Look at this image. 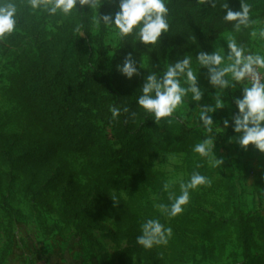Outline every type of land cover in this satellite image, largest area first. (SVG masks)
Here are the masks:
<instances>
[{"label": "trees", "instance_id": "obj_1", "mask_svg": "<svg viewBox=\"0 0 264 264\" xmlns=\"http://www.w3.org/2000/svg\"><path fill=\"white\" fill-rule=\"evenodd\" d=\"M15 2L17 28L3 38L5 44L0 47L12 66L6 93L27 122L19 131L0 130V167L5 168L2 173L9 185L18 181L17 190L30 195L33 208L55 214L63 222H75L80 228L93 225L87 208L81 204L93 194L100 212L112 216L124 229L125 254L133 255L139 264H203L206 259L217 262L225 253L228 227L243 263L264 264V214L238 207L232 208L228 218L202 214L191 226L175 227L167 249H144L136 237L147 218L138 213L131 198L118 193L133 189L143 195L156 181L148 158L164 152L191 156L193 146L207 135L172 117L157 124L136 103L143 76L162 72L183 56L209 52L223 32H230L247 48L252 28L233 32L231 22L221 19L222 0L215 8L202 0H166L168 32L156 45L145 46L134 36L119 40L110 80L104 52L93 60V49L89 47L94 10L78 5L77 10L83 13H43L39 22L28 24L22 15L23 0ZM226 2L233 11L239 10L240 0ZM245 2L252 4L253 18L264 17V0ZM116 10L114 3L103 2L98 14H114ZM46 23L54 28L50 37L44 32ZM78 24L84 25L82 37L75 35ZM107 29L101 26L95 38L100 39ZM128 52L136 58L140 72L131 79L116 67ZM143 59L145 67L141 65ZM112 107L121 110L116 118L111 115ZM125 107L127 112L123 111ZM71 154L81 158L82 168L91 179L77 181L80 170H75L66 158ZM31 169L42 175L41 184L38 179L36 186L27 182ZM228 188L233 195L234 184ZM42 226L46 235L57 228L55 223Z\"/></svg>", "mask_w": 264, "mask_h": 264}, {"label": "rangeland", "instance_id": "obj_2", "mask_svg": "<svg viewBox=\"0 0 264 264\" xmlns=\"http://www.w3.org/2000/svg\"><path fill=\"white\" fill-rule=\"evenodd\" d=\"M110 3V0H102V3ZM43 13L33 11L27 6V0H23L22 15L30 24L39 22ZM95 10L94 14L95 15ZM255 23L252 29L264 27V17L253 18ZM54 28L50 23L44 25V32L48 37ZM89 47L93 49V60L104 52L105 65L109 68V79L112 80L111 61L118 51V43L115 33L107 29L100 39L95 38L99 34L92 23L89 27ZM75 35L78 34L75 32ZM232 36L230 32H223L214 41L212 48L223 52L227 50V38ZM4 39H0V46L4 45ZM220 46V47H218ZM246 50L252 53L264 54V41L250 37ZM192 57V68L198 74V83L203 88L204 94L201 101L191 100V94L185 97L184 103L178 107L172 118L184 122L188 127L207 134L198 120L199 106H215L218 98L225 107L217 109L213 114L214 122L223 129L216 134L214 154L222 160V164L213 167L208 158L193 153L187 156L184 153L164 152L155 157L148 158L152 169L156 173L155 184L148 187L143 195L136 190H123L118 192L125 199L131 198L137 211L145 218L159 219L166 227L172 230L177 226H191L199 221L202 214L209 216L228 218L232 208L238 207L245 212L264 214V153L259 152L251 144L247 150L230 137L238 136L231 127H223V118L230 117L237 111L234 97L241 94V88L248 86L250 80L242 82L236 89H226L222 95L214 89L206 79V69L200 68L196 61V55ZM9 57L4 56L0 47V130L19 131L26 124L25 116L19 111L15 102L7 95V76L12 71ZM228 61H225V65ZM141 65L146 66L145 59ZM222 65V66H225ZM199 69V71H198ZM114 86V85H113ZM112 144L116 146L114 139ZM202 142L200 140L198 143ZM75 170H80L76 177L78 182L84 183L91 179L87 170L82 168L81 158L75 155L66 157ZM200 165L197 167V165ZM5 170L0 167V264H139L133 255H126V240L124 229L118 225L112 216L102 214L96 197L91 194L82 201V206L88 210V215L93 225L84 224L78 227L75 222H63L55 214H49L41 208H33L30 195L18 191L19 182L11 187ZM194 171H199L211 181V186H201L190 194V202L184 206V211L175 216L168 217L158 207L160 204H170V193L179 195V182L187 181ZM42 175L34 169L30 170L27 182L41 184ZM38 179V181H37ZM169 184V189L164 190V184ZM229 184H234V194L231 195ZM61 187H67L62 184ZM229 203L227 204V201ZM57 225V228L46 235L42 224ZM227 240L225 253L222 258L213 262L210 259L202 261L203 264H244L241 250L237 246L231 227L225 230ZM171 238L166 246L167 249ZM200 259V256H197ZM185 264H194L187 262Z\"/></svg>", "mask_w": 264, "mask_h": 264}, {"label": "clouds", "instance_id": "obj_3", "mask_svg": "<svg viewBox=\"0 0 264 264\" xmlns=\"http://www.w3.org/2000/svg\"><path fill=\"white\" fill-rule=\"evenodd\" d=\"M116 6L115 13L100 15L98 9L102 0H27V6L33 11L55 16L58 13L69 16L77 6L89 10H95L91 17V23L99 32L101 26L114 31L118 40H125L134 36L136 41L148 45H156L161 41L162 34L169 30V8L166 0H110ZM203 3L217 6L218 0H202ZM223 10L221 19L231 22L233 32H241L251 28L255 23L252 17L253 6L245 0H240L239 10L233 11L226 0L219 3ZM18 23V5L15 0H0V39L11 35L16 31ZM75 32L82 37L85 33L84 25L78 24ZM250 35L264 41V27L253 29ZM227 50L223 52L213 50L211 52L200 51L195 56L199 69H206L208 83L222 95L226 89L234 90L242 82L250 80L248 86L241 88V94L234 97L237 111L230 117L223 118V127H231L234 133L239 134L230 137L239 146L247 150L251 144L259 152L264 153V54L252 53L245 46L239 44L234 36L226 41ZM228 63L225 65V61ZM225 65V66H222ZM117 70L126 78L140 75L137 60L132 52L124 55L123 61L116 65ZM141 67V66H140ZM198 69V71H199ZM191 94V100L199 102L204 94L203 88L198 83V74L192 68V57L183 56L175 62L169 63L167 69L162 72L152 71L143 76L140 85V95L136 99L137 105L153 117L158 124L161 119L173 116L179 106L184 103L185 97ZM225 107L218 98L215 106H199L198 120L203 126L206 137L202 142L193 146V151L199 156L208 158L213 167L222 164L214 154L216 134L223 129L214 122L212 114ZM113 118L120 114V109H110ZM123 111L127 112L125 107ZM200 165L198 164L197 167ZM212 181L198 171H194L187 181L179 182L180 194L170 193V204H160L158 207L168 217H175L184 211V206L190 202L192 191L201 186H211ZM164 190L169 189V184H164ZM141 234L136 237V242L144 249H152L154 246H166L172 237L173 230L166 227L159 219L147 218L140 225Z\"/></svg>", "mask_w": 264, "mask_h": 264}]
</instances>
